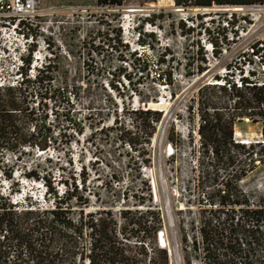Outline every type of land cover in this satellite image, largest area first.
Masks as SVG:
<instances>
[{
    "label": "rangeland",
    "instance_id": "obj_1",
    "mask_svg": "<svg viewBox=\"0 0 264 264\" xmlns=\"http://www.w3.org/2000/svg\"><path fill=\"white\" fill-rule=\"evenodd\" d=\"M37 2L38 14L27 37L33 33L34 40L29 41L21 62L14 52L16 45L9 46L0 38V90L15 87L26 78L34 81L33 75L51 63L47 73L51 81L24 84V88L31 103L33 93L48 97L47 101L52 98L49 112L60 113L61 125L54 131V144L45 152L23 150L25 154L17 160L0 148V205H14L12 197L25 190L26 200L21 196L14 200L18 203L15 211L51 209L54 196L45 193L44 181L29 179L25 173H50L58 195L64 197L67 186L62 180L74 178L81 190L84 166L88 181L82 193L89 203L68 202L76 214L107 209L119 219L122 211L155 209L163 218L162 249L166 248L170 264H204L203 245L197 252H186L184 238L187 236L191 245L190 239L199 235L203 222L215 219L211 212L217 209L214 198L218 190H224L223 180L234 172L226 175L219 171L216 184L199 186L204 173L212 179L217 174L213 157L201 148L199 97L225 99L219 92L215 95L209 90L201 95L200 91L205 86H223L228 79L236 85L241 78L252 84L264 83V62L252 52L264 39V5L184 10L169 0H125L123 6H103L98 0ZM119 30L121 45L115 44ZM213 43L218 55L212 52ZM164 56L166 64L160 65ZM24 59L31 60V66ZM199 68L206 71L200 73ZM170 74L171 82H165ZM112 85H117L119 92ZM231 104L233 107V101ZM123 108L162 114L148 147V164L138 152L114 142V134L106 137L97 132L105 123L111 127L117 115L123 117ZM70 110L80 126L67 122ZM253 117L236 122V141L264 144V124L258 112ZM54 119L55 114L49 115L56 125ZM126 125L131 123L126 121ZM83 128L82 134L75 132ZM254 160L251 167L247 155L241 157L235 170H245V177L234 184L250 205L261 206L264 162L256 155ZM88 240L89 236L81 240L80 247H86Z\"/></svg>",
    "mask_w": 264,
    "mask_h": 264
},
{
    "label": "trees",
    "instance_id": "obj_2",
    "mask_svg": "<svg viewBox=\"0 0 264 264\" xmlns=\"http://www.w3.org/2000/svg\"><path fill=\"white\" fill-rule=\"evenodd\" d=\"M173 1L177 8L184 10L264 5V0ZM98 3L123 6L125 0H98ZM234 16L232 14L230 18L233 26L236 24L232 19ZM116 38L115 44H123L122 30H119ZM211 49L218 55L216 43L212 44ZM166 60L165 56L162 57L159 64L165 65ZM24 62L31 66V60L24 59ZM202 62H206L204 57ZM50 69L51 63L33 75L34 81L26 78L15 87L0 90V148L9 151L17 160H21L25 154L23 150L47 151L54 144L55 129L60 128V113L49 112L48 102H52V98L47 101L48 97L33 93L31 103L24 88V84L42 85L51 81L48 75ZM205 71L199 68L200 73ZM158 75L163 79L162 74ZM169 76L165 82H171L172 75ZM124 78L129 77L124 75ZM239 82H242L241 87L228 79L223 86H205L200 91L201 95L209 90L214 91L215 95L219 92L225 99L219 101L220 97H199L201 148L204 154L213 157L214 171L217 173L214 179L204 173L199 186L216 184L219 171L226 175L234 172L230 179L226 180V177L223 180L224 190H218L214 198L218 202H214L217 209L211 211L215 213V219L203 222L199 235L190 239L191 245L188 237L184 238L186 252L189 249L197 252L199 245H203L204 264H264V205H250L234 184L245 177V170H235L242 156L247 155L251 167L255 163L254 155L264 162V144H243L234 138L236 122L249 117L254 120L255 112L259 113L264 124V86L249 83L245 78ZM112 87L119 92L117 85ZM35 97L41 98L38 103ZM68 104H71L70 101ZM69 112L67 122L74 127L80 126L71 116V110ZM122 112L124 116L114 117L111 127L105 123L97 132L106 137L115 135L114 142L121 144L122 148L138 152L146 163L148 147L157 133L162 114L145 108H123ZM53 114L56 125L49 121V115L53 117ZM126 121L131 126H127ZM75 132L82 134L84 128ZM171 143L175 145L174 140ZM25 175L29 179L44 181L45 193L54 196V201L51 209L21 212L15 211L14 205H0V264H170L166 248L162 249L158 242L159 233L164 227L159 211L151 208L135 212L126 210L120 213L119 219L107 209L99 213L81 210L76 214L75 207L68 202L74 200L80 206L89 203L82 193L83 189L85 192L87 190L86 167H81V182L84 184L81 190L74 178L62 180L67 186L64 197L58 195L50 173L41 175L38 171H31ZM7 177L11 178V175ZM88 236L86 247H80V241Z\"/></svg>",
    "mask_w": 264,
    "mask_h": 264
},
{
    "label": "built area",
    "instance_id": "obj_3",
    "mask_svg": "<svg viewBox=\"0 0 264 264\" xmlns=\"http://www.w3.org/2000/svg\"><path fill=\"white\" fill-rule=\"evenodd\" d=\"M38 2L37 0H0V38H3L9 46L16 45L14 52L19 56V62L22 60V55L28 52L27 46H30L29 41L33 42V33L30 34V38H27L29 33L32 31V21L37 17L38 14ZM28 30V34L26 31ZM30 50V49H29ZM253 56L261 57L263 64L264 56L261 54L264 52V39L261 43H256L252 47ZM40 58L36 57V61ZM264 69V64H263ZM225 84V83H224ZM242 82L238 85L241 87ZM264 86V83L259 85ZM260 119V117H259ZM236 137V135H235ZM236 140V139H235ZM238 142V141H237ZM20 195V194H19ZM19 195L12 197V203ZM159 243H163L162 232L159 233Z\"/></svg>",
    "mask_w": 264,
    "mask_h": 264
},
{
    "label": "bare ground",
    "instance_id": "obj_4",
    "mask_svg": "<svg viewBox=\"0 0 264 264\" xmlns=\"http://www.w3.org/2000/svg\"><path fill=\"white\" fill-rule=\"evenodd\" d=\"M169 1H171L172 3H174V6H175V2L173 1V0H169ZM242 9V8H241ZM177 10H179V9H177ZM242 143H245V142H242ZM160 246H162V245H160ZM163 247V246H162Z\"/></svg>",
    "mask_w": 264,
    "mask_h": 264
},
{
    "label": "water",
    "instance_id": "obj_5",
    "mask_svg": "<svg viewBox=\"0 0 264 264\" xmlns=\"http://www.w3.org/2000/svg\"><path fill=\"white\" fill-rule=\"evenodd\" d=\"M227 8H242V9H243L244 7H227ZM159 244H160V243H159Z\"/></svg>",
    "mask_w": 264,
    "mask_h": 264
}]
</instances>
